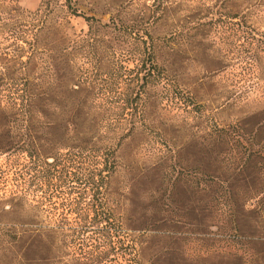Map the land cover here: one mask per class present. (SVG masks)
<instances>
[{
	"label": "trees",
	"instance_id": "trees-1",
	"mask_svg": "<svg viewBox=\"0 0 264 264\" xmlns=\"http://www.w3.org/2000/svg\"><path fill=\"white\" fill-rule=\"evenodd\" d=\"M212 1L208 13L221 0ZM50 2L57 0H48L31 14L35 32L28 52L0 63V88L10 82L15 91L6 106L0 103V123L25 132L19 136L7 132L5 149L21 151L32 160L44 159L48 168L56 169V150L61 147L65 150L60 159L63 166L69 168L77 162L80 206L68 210L73 222L64 218L54 224L35 220L40 217V206L13 209V214L29 220L0 228L1 243L15 248L0 263L144 264L143 251L158 228L143 222L125 229L117 194L111 191L121 168L118 151L127 140L143 145L156 142L172 156L188 152L187 159L178 155L176 168L170 167L172 173L180 171L178 184H186L194 205L216 214L220 224L228 223H224L227 232L240 233L246 214L242 206L251 202L264 206V113L254 116V123L212 124L204 134H192L186 146H176L174 138L168 141L149 118L155 103V108H161L164 101L183 100L196 111L201 108L189 86L176 80L171 63L159 64L166 53L175 52L172 43L183 35L178 30L156 36L155 30L176 15L169 1L154 0L137 15L128 11L131 6L121 5L122 11L103 23L93 16H80L71 1L64 0L60 6L82 18L87 27L84 34L74 37L63 31ZM243 3L249 6L246 9L254 8V3L257 10L264 9L262 0ZM203 25L196 24L198 29ZM41 30L47 38L43 49L37 45ZM40 69L43 78L36 73ZM11 70L15 76L5 77ZM149 89L156 90L154 100ZM39 129L45 130L43 145L27 140ZM177 233L173 230L168 236L177 240Z\"/></svg>",
	"mask_w": 264,
	"mask_h": 264
},
{
	"label": "rangeland",
	"instance_id": "rangeland-1",
	"mask_svg": "<svg viewBox=\"0 0 264 264\" xmlns=\"http://www.w3.org/2000/svg\"><path fill=\"white\" fill-rule=\"evenodd\" d=\"M47 1L0 0V63L13 61L28 52L35 32L31 14ZM70 1L80 16H93L107 23L110 17L122 11L121 5L131 6L128 11L137 15L145 12L154 0ZM167 1L176 15L155 30L156 36L178 30L183 35L172 43L175 52L169 56L166 53L159 59V64H166V60L171 63L176 80L189 86L201 109L196 111L183 100L164 101L161 108H155V103L149 113L154 126L167 136L168 141L174 138L173 144L180 147L189 143L192 134H204L212 124L227 127L250 120L254 123V116L264 113V9L257 10L255 3L254 8L246 9L249 6L243 0H221L216 2L218 7L208 13L212 0ZM57 2H50L51 9L63 31L70 37L84 34L87 27L83 19L68 14L66 8L60 6L64 0ZM198 22L204 24L199 29ZM188 28L191 30L186 31ZM42 32L38 33L40 49L47 44ZM40 57L45 61L44 56ZM14 70H11L12 74L5 72V77L13 78ZM36 73L44 77L42 69ZM8 83L0 88L2 107L14 98V88ZM154 90L149 89L151 100L155 99ZM7 132L11 136L25 134L16 130L13 124L0 123V228L29 220L11 212L18 206H40L37 222L54 224L64 218L73 222L74 216L68 210L80 206L81 192L77 182V162L74 160L69 168L63 166L60 159L65 150L58 147V165L56 169H50L44 159L32 160L21 151L5 149ZM44 133L45 130L40 129L31 132L32 138L27 140L43 145ZM168 151L156 142L143 145L130 140L118 151L121 168L112 180L111 191L117 194L118 213L124 228L129 230L130 226H139L143 222L158 228L157 236L149 239L143 251L142 262L264 264V206H257L256 202L242 206L246 214L241 221L240 233L227 232L226 222L220 224L216 214L201 210L204 206L194 205L186 184H178L180 171L176 169L172 173L170 167L175 165L176 168L179 154L176 152L172 156ZM179 157L184 160L189 154L183 151ZM170 158L172 161L167 160ZM48 163H52L51 160ZM173 230L179 231L177 240L168 236ZM197 231L205 234H197ZM14 249L5 247L0 240V258L11 257Z\"/></svg>",
	"mask_w": 264,
	"mask_h": 264
}]
</instances>
